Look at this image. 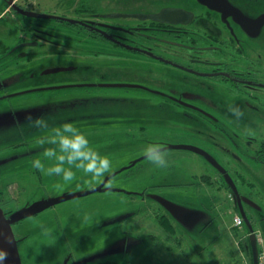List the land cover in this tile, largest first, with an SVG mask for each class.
<instances>
[{
    "label": "flooded vegetation",
    "instance_id": "obj_1",
    "mask_svg": "<svg viewBox=\"0 0 264 264\" xmlns=\"http://www.w3.org/2000/svg\"><path fill=\"white\" fill-rule=\"evenodd\" d=\"M75 55L90 61L74 59ZM68 73L75 74L77 81H65ZM118 86L129 90L123 97L112 95L111 103L163 100L165 111L195 119L211 133L208 137L214 150L209 156L218 166L200 155L214 173L202 175L199 180L217 190L221 187L240 215V206L243 209L248 204L240 191V196L230 192L238 191L236 180L244 184L246 175L264 177V0H0V179L19 175L25 169L26 154L40 153L42 142L47 145L51 139L49 130L31 127L32 131L27 132L25 127L28 111L38 109L34 107L41 106L42 99L46 107L41 108L48 111L43 117L51 121H71L80 131L85 130L83 133L89 130L87 127L91 133V126L96 124L109 131L123 130V134L112 136L121 137V141L89 140L111 161L120 157L123 148L132 147L128 144L151 143L147 135L156 134L158 143H164L159 136L162 131H172L163 128L170 119L140 108L90 105L101 103L107 96L105 91L99 92L101 89ZM68 88H83L84 92L68 95L61 91ZM57 101L80 108L64 110ZM233 108L242 114L236 115ZM84 123L87 125L80 128ZM145 158L143 155L130 160L127 166L110 170L95 187L82 192L140 196L141 204L147 200L157 204L155 208L144 204L145 211L152 213L166 237L177 242L183 240L181 236L197 241L186 231L197 225L209 209L193 211L172 201L186 210L180 220L175 219L150 193L153 184L146 186L147 174L139 171L143 167L140 161ZM136 167L138 181L123 185H142L140 191L106 186L116 178L117 183L125 182L120 174L127 171L125 176L133 175ZM32 171L39 177L44 174L36 168ZM141 204L109 218L102 214L104 208L99 206L96 211V205H92L87 240H97L99 245L92 246L81 261H74L71 252V264H119L101 260L106 252V227L129 222L134 228L142 213ZM54 205L48 208L57 213L60 237L67 241L74 233H86L83 229L72 232V216L77 215L58 212L63 204ZM0 207L9 219L13 211ZM259 207L264 210V203ZM253 220L264 225L263 214L255 213ZM177 226L184 233L181 236Z\"/></svg>",
    "mask_w": 264,
    "mask_h": 264
},
{
    "label": "rangeland",
    "instance_id": "obj_2",
    "mask_svg": "<svg viewBox=\"0 0 264 264\" xmlns=\"http://www.w3.org/2000/svg\"><path fill=\"white\" fill-rule=\"evenodd\" d=\"M74 59L90 61L89 58L80 55H75ZM64 80L74 82L77 81V77L75 74L68 73L64 76ZM98 90L95 89V91ZM127 90L129 88L120 86L106 90L101 89L99 92L104 93L105 91L107 96L100 100L101 103L95 102L90 105L94 106V108H140V110H144L142 112L154 113L158 115L156 117L170 119V124L168 125L167 121H165V127L163 128L172 131H162L161 134L163 135L159 136L162 141H165L162 144H166L168 147V165L166 167H156L150 161H146L147 159L145 158L140 161L141 164L143 163V167L139 171L147 174L149 180L146 182V186L153 184L154 188H151L150 193L153 192L154 196L171 200V202L173 201L193 211L202 212L203 207L209 209V212H203L204 216L197 225L186 231L188 236H196L197 241L185 240L181 236L184 233L180 226H177V234L184 241L179 240L177 242L166 237L156 218L150 215L152 213H146L145 211L144 204L147 203L152 208L158 207L157 204L155 205L154 202L149 200L141 204L140 196H129L123 192L105 191L90 192L88 194L82 192L95 187L100 177L93 178L82 170H77L74 180L70 182H65L57 176L45 177L46 175L43 173L39 177L32 171V169H35L32 161L42 156L40 152L35 155L26 154L23 160L25 169L19 175L11 176L10 174V176L0 179V205L6 211L12 210L11 214L13 215L20 211L29 210L38 203L50 201L63 196L65 193H69L73 198L50 204L48 207L54 204H63L57 208L58 212L61 211L68 216L77 215L72 216L74 220L72 232L83 229L86 233L83 235L80 232L74 233L72 238L67 241L60 237L56 222L57 213L48 207L37 216H26L22 218L23 221L13 223L11 226L17 240L21 263L71 264V252L75 258L74 261H81L83 257L88 255L87 253L92 246L98 247L99 245L97 240L95 242L87 240L90 215L93 214V211L89 212L93 208L92 205H96L94 206L96 211L99 206L104 208L102 214L105 215L104 217L109 218L118 214L119 211L125 210V208L141 204L139 208H141L142 213L138 214L139 223H135L134 228L131 227L129 222L121 223L122 225L111 224L106 227L104 243L106 252L101 260L116 261L119 264H253L251 250L248 248L247 231L249 229L246 222L243 223L241 228L234 227L233 220L238 213L233 208L232 203L230 204L227 193L221 187H219L218 191L215 187L203 184L199 180L202 175H212L214 173L210 164L195 152L175 148V146H191L211 155L214 150L208 137L211 133L205 130L203 126L201 127L195 119L175 115L174 113L177 111H165L162 106L163 100L144 99L132 102L114 100L111 103L110 97L112 95L122 94L121 97H123ZM61 91L68 93V95H77L84 92V89L68 88ZM35 94L38 95V93ZM57 102L58 104L61 103ZM62 104L64 103L60 104V108L65 107L64 110L68 111L80 108V106ZM41 107H46L43 99L41 106L34 107L38 109L28 111V116L32 118L46 116L48 114L47 108ZM82 107L84 108L85 105H82ZM70 114L73 113L68 112L67 115ZM85 125L87 123L80 125V128ZM25 127L27 132L32 131L31 126L26 122ZM76 127L79 126L76 125ZM91 127H94L91 133L90 127H87L89 130L84 133L89 140L106 139L108 141L116 139L121 141V137L113 138L112 136L123 134V130L114 129L109 131L97 127V124ZM147 136L152 140L151 143H158L156 134ZM147 144L146 142L128 144L132 147L121 150L120 157L112 160L111 170L115 171L127 166L130 160L143 157L145 155L143 149ZM109 149L111 148L106 151ZM45 163L49 162L45 161ZM136 170L137 167L132 169L133 175H130L131 177L125 176L127 171L120 174L122 176L121 179L126 180L125 182L120 180V183H117L116 178L109 180L106 186L114 187L115 190L129 188L128 190L140 191L139 188L142 185L135 187L123 185L126 182L133 184L138 181V172ZM8 171L12 170L8 169ZM148 175L150 176L148 177ZM158 176L162 177L159 178ZM245 178L244 184L240 180H236V184L239 187L238 191L230 190V192L232 195L237 194L240 196L238 194L240 191L242 197H247L260 206L262 202L264 203V177L250 178L249 175H246ZM16 186L18 190H16ZM252 186H254L253 189ZM230 192L228 191L229 194ZM253 208L249 207V205H244L243 211L250 218L256 235L262 237L264 241V225H257L253 220L255 213L264 215V210ZM136 217L135 215L133 218ZM259 245L260 247H258L262 251L260 264H264V243L259 242Z\"/></svg>",
    "mask_w": 264,
    "mask_h": 264
},
{
    "label": "clouds",
    "instance_id": "obj_3",
    "mask_svg": "<svg viewBox=\"0 0 264 264\" xmlns=\"http://www.w3.org/2000/svg\"><path fill=\"white\" fill-rule=\"evenodd\" d=\"M236 115L242 113L233 108ZM26 123L36 129L49 130L51 139L47 145L41 144L42 157L32 161L33 167L48 176H57L65 182L73 181L75 170H82L93 178L104 176L112 168L111 159L92 147L89 138L71 121L57 123L43 116L29 117ZM147 160L156 167H166L169 163L168 147L162 143H149L143 149ZM48 161L49 163H45ZM8 253L0 249V264H6Z\"/></svg>",
    "mask_w": 264,
    "mask_h": 264
},
{
    "label": "water",
    "instance_id": "obj_4",
    "mask_svg": "<svg viewBox=\"0 0 264 264\" xmlns=\"http://www.w3.org/2000/svg\"><path fill=\"white\" fill-rule=\"evenodd\" d=\"M122 86H126V85H122ZM175 148L195 152L199 155H202L211 164L218 166L217 163L208 154H206L205 152H203L200 149H197V148L191 147V146H175ZM227 181L229 184L232 185V181L228 177H227ZM84 194H86V193H84ZM153 197L163 207H165L172 214V216L177 220H180L181 216H183L186 213V210L184 208H182L181 206H178V205H176V204H174V203H172V202H170V201H168L162 197H159V196H153ZM69 198H73L72 195H63V196H60L56 199H52L50 201L38 203L37 205H34L33 208H31L29 210L20 211V212H17L15 214L11 215L9 217V219L6 218L3 210L0 207V249H4L8 253L6 264H22L21 259H20V255L18 252V248H17V243L15 240L11 225L13 223L21 220L22 218H24L26 216H30V215H33L37 212L42 211L43 209L47 208L50 204L57 203L60 201H64V200H67ZM243 201L246 202L251 207L260 209V207L258 205L253 203L248 198L243 197ZM240 215L242 216L243 220L246 222L248 229H249V232H250L249 244H250V249H251V254H252V262H253V264H259V256H258L256 236L252 232L253 228L249 224V222L246 218V215L242 209V206H240Z\"/></svg>",
    "mask_w": 264,
    "mask_h": 264
},
{
    "label": "built area",
    "instance_id": "obj_5",
    "mask_svg": "<svg viewBox=\"0 0 264 264\" xmlns=\"http://www.w3.org/2000/svg\"><path fill=\"white\" fill-rule=\"evenodd\" d=\"M234 225L240 226L241 225V219H239V218L234 219ZM260 241H261V239H260Z\"/></svg>",
    "mask_w": 264,
    "mask_h": 264
}]
</instances>
